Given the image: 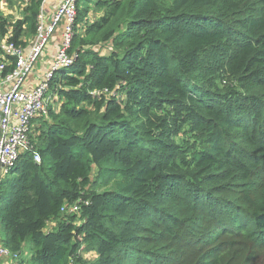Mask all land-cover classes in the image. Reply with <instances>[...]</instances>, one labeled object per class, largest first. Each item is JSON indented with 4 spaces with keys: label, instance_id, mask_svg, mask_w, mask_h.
<instances>
[{
    "label": "trees",
    "instance_id": "16d2710c",
    "mask_svg": "<svg viewBox=\"0 0 264 264\" xmlns=\"http://www.w3.org/2000/svg\"><path fill=\"white\" fill-rule=\"evenodd\" d=\"M96 6L38 120L40 163L1 179L0 243L17 264H264V0Z\"/></svg>",
    "mask_w": 264,
    "mask_h": 264
},
{
    "label": "built area",
    "instance_id": "2783aa9c",
    "mask_svg": "<svg viewBox=\"0 0 264 264\" xmlns=\"http://www.w3.org/2000/svg\"><path fill=\"white\" fill-rule=\"evenodd\" d=\"M49 1L42 0L36 30L26 48L10 40L0 45V182L23 155L29 154L34 162L40 163L41 158L31 142L32 126L38 120L48 118L50 103L56 98L55 88H51L54 74L71 67L77 59V53L71 52V48L75 37L84 33L83 23H77L79 0H59L58 6L47 16L45 5ZM56 35L58 45L49 69L36 81H29ZM106 93L108 91L103 90L92 94L99 96ZM80 204L81 201H77L63 207L62 211L79 215ZM17 260V254L0 243V264H14Z\"/></svg>",
    "mask_w": 264,
    "mask_h": 264
},
{
    "label": "rangeland",
    "instance_id": "374dc122",
    "mask_svg": "<svg viewBox=\"0 0 264 264\" xmlns=\"http://www.w3.org/2000/svg\"><path fill=\"white\" fill-rule=\"evenodd\" d=\"M160 1L164 5V7H167L171 2V0H160ZM26 7H27L26 0H0V23H5V30H6V32L3 35L1 34L2 32H0V45L2 42L9 40L13 36L14 25L18 21L22 20L24 16V10ZM77 9L79 11H81L82 9L80 2L77 3ZM79 11L77 12V16H79ZM103 12H104L103 9L96 6V0L90 1V3L87 5V13H85L84 15L81 14V18H80V21H82L80 23H83L84 32L87 26L90 23H92L94 20L98 19L103 14ZM25 28L26 27H23V29ZM33 35L34 34H23V36L20 38V41L22 42V44L20 45L23 48H26L29 45L30 40H32ZM80 35H83V33L81 32ZM108 50H109L108 47H106V50L101 49L100 51H102L103 53H107ZM45 69L48 70L49 68L47 69V67L45 66ZM45 69H41V72H42L41 76L45 75V72L43 73ZM64 69H60L59 71L64 70ZM59 78H60V74H54V79L53 81H51L52 82L51 88H54L53 86L57 83L56 80ZM105 95H109V93H106ZM62 103L63 101L60 100L58 97H56L55 99L51 101L50 106H53V109H55V111L57 112L60 106H62ZM40 125H41L40 122H35L32 126L30 137H31V142L33 143V145L35 143V139L39 135V132L41 129ZM12 171H13V168L9 170V173H11ZM8 176H11V174H9ZM79 218L80 216L76 217L75 224L77 225H79L81 222ZM55 225H56V222L54 221L50 222L48 224V229H52ZM2 239H3V235L0 233V242L2 241ZM84 248H81L80 250L81 252L80 254H81L83 261L84 262L94 261L97 256L96 253L91 250H86ZM14 264H17V263H14Z\"/></svg>",
    "mask_w": 264,
    "mask_h": 264
},
{
    "label": "crops",
    "instance_id": "0c3cea01",
    "mask_svg": "<svg viewBox=\"0 0 264 264\" xmlns=\"http://www.w3.org/2000/svg\"><path fill=\"white\" fill-rule=\"evenodd\" d=\"M58 1L59 0H50L49 2H47V4L45 5V12L47 16H50L55 8V6H58ZM54 42L51 43L52 45L49 46L48 49H46L42 55V57L40 58L38 64L36 65L32 75L29 78V81H36L39 77H41V69H45V66L47 67V69L49 68L51 62H52V58L54 55V52L57 48L58 45V36H54ZM46 70V69H45ZM44 70V71H45ZM43 71V73H44Z\"/></svg>",
    "mask_w": 264,
    "mask_h": 264
}]
</instances>
